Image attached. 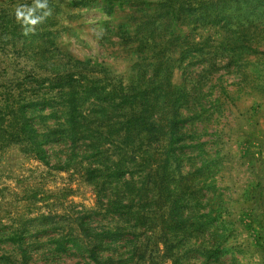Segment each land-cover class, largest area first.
<instances>
[{"label": "rangeland", "instance_id": "obj_1", "mask_svg": "<svg viewBox=\"0 0 264 264\" xmlns=\"http://www.w3.org/2000/svg\"><path fill=\"white\" fill-rule=\"evenodd\" d=\"M0 99V264H264V0H0Z\"/></svg>", "mask_w": 264, "mask_h": 264}, {"label": "trees", "instance_id": "obj_2", "mask_svg": "<svg viewBox=\"0 0 264 264\" xmlns=\"http://www.w3.org/2000/svg\"><path fill=\"white\" fill-rule=\"evenodd\" d=\"M64 92V90H63ZM67 97L70 94L66 95ZM64 104H61L62 114H71V117L74 114V106L71 104V98H66L64 100ZM27 106L22 105L20 103L12 102V104H7L6 100L0 99V133L4 134L3 140L6 141V145H22L25 143L27 147H29L30 152L35 156V158L40 160L47 159V152L44 150V142L47 140V137L36 129V127L32 123H28L26 120L24 123L20 122L19 132L18 130H9L10 127H13L14 121L13 119L18 117V114L22 116L23 119H26V115L23 113L24 109ZM68 122H70L68 120ZM27 127V128H25ZM25 128V129H24ZM68 136H70L69 132H65ZM42 138V140H40Z\"/></svg>", "mask_w": 264, "mask_h": 264}]
</instances>
